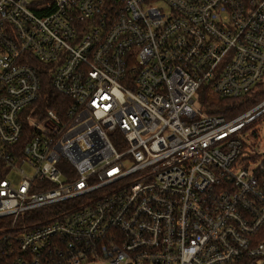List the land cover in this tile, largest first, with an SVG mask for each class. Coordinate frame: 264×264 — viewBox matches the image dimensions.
<instances>
[{
    "label": "built area",
    "instance_id": "built-area-1",
    "mask_svg": "<svg viewBox=\"0 0 264 264\" xmlns=\"http://www.w3.org/2000/svg\"><path fill=\"white\" fill-rule=\"evenodd\" d=\"M156 1L0 0V264H264V101L194 106L264 82V0Z\"/></svg>",
    "mask_w": 264,
    "mask_h": 264
},
{
    "label": "trees",
    "instance_id": "trees-1",
    "mask_svg": "<svg viewBox=\"0 0 264 264\" xmlns=\"http://www.w3.org/2000/svg\"><path fill=\"white\" fill-rule=\"evenodd\" d=\"M31 64L38 71L41 81L39 98L31 106L37 107V110L41 112L47 109H56L59 113H63L66 107L70 105V101L52 86L51 66L35 59H32ZM197 98L199 106L205 114L220 115L224 119L229 120L264 99V82H259L249 92L237 97H222L213 92L209 85H203L198 90ZM26 137H29L27 130L23 140ZM56 208L54 205H47L39 209L38 213H32L33 215H30L29 218L39 215L41 216L40 219H45L49 217L45 214Z\"/></svg>",
    "mask_w": 264,
    "mask_h": 264
},
{
    "label": "rangeland",
    "instance_id": "rangeland-1",
    "mask_svg": "<svg viewBox=\"0 0 264 264\" xmlns=\"http://www.w3.org/2000/svg\"><path fill=\"white\" fill-rule=\"evenodd\" d=\"M156 4L159 6L163 5V2L161 0L156 1ZM195 103L194 106H199V102H198V98L197 95L195 96ZM263 100H261L259 103H261ZM257 103V104H259ZM256 104V105H257ZM254 105V106H256ZM253 106V107H254ZM251 107V108H253ZM251 108H249L248 110H246L245 112L237 115L236 117L246 113L247 111H249ZM234 117V118H236ZM232 118V119H234ZM229 119V120H232ZM238 136L244 141V143L246 144V146L251 150H263L264 149V114L259 118V120L255 123H252L250 126H247V128L243 129L240 133H238ZM11 178L13 180V182H17L18 180V174L13 173L11 175ZM94 264H103L102 262H97Z\"/></svg>",
    "mask_w": 264,
    "mask_h": 264
}]
</instances>
